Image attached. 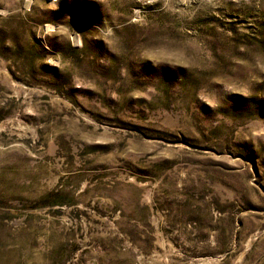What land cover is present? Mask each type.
I'll use <instances>...</instances> for the list:
<instances>
[{
    "label": "rangeland",
    "instance_id": "rangeland-1",
    "mask_svg": "<svg viewBox=\"0 0 264 264\" xmlns=\"http://www.w3.org/2000/svg\"><path fill=\"white\" fill-rule=\"evenodd\" d=\"M0 264H264V0H0Z\"/></svg>",
    "mask_w": 264,
    "mask_h": 264
}]
</instances>
